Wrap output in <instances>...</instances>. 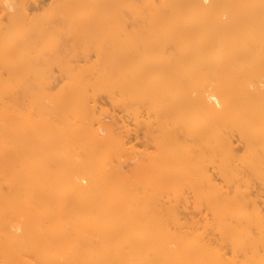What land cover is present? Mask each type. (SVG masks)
I'll use <instances>...</instances> for the list:
<instances>
[{
	"label": "bare ground",
	"instance_id": "obj_1",
	"mask_svg": "<svg viewBox=\"0 0 264 264\" xmlns=\"http://www.w3.org/2000/svg\"><path fill=\"white\" fill-rule=\"evenodd\" d=\"M32 1L0 0V264H264V0Z\"/></svg>",
	"mask_w": 264,
	"mask_h": 264
},
{
	"label": "rangeland",
	"instance_id": "obj_2",
	"mask_svg": "<svg viewBox=\"0 0 264 264\" xmlns=\"http://www.w3.org/2000/svg\"><path fill=\"white\" fill-rule=\"evenodd\" d=\"M32 2L29 4L30 6H28V11L29 13L31 12V14L37 13L43 8L46 9L50 1L49 0H38V1L33 0ZM205 3L208 4L209 1L205 0ZM1 6L2 5L0 2V20H4L5 13L2 11ZM57 75H58V78L61 77L58 73ZM59 80L61 79L59 78ZM96 104L99 108V111L102 110L104 112L103 115H105V117L103 115L102 117L105 119V121L109 123H113L114 128H115V133H123V135H126L125 137L126 141L129 142L131 146H134L135 150L143 151V146H144L143 139L144 138L140 136L138 127L135 126V121L133 117L123 112L121 109L111 106L109 104V100L106 97H100ZM251 190L253 194L257 195L258 202L261 203L262 200L264 199V191L261 190V187L258 184H254ZM261 208L264 209L262 204H261ZM192 212H193L192 208H188V209L186 208V210L180 209L179 214L183 221H189L190 218L194 217V215L190 214ZM196 219H200V217H197ZM225 254H226V258L231 257V252L229 250H226Z\"/></svg>",
	"mask_w": 264,
	"mask_h": 264
}]
</instances>
